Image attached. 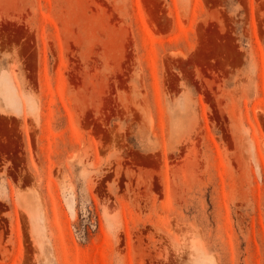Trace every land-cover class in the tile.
Wrapping results in <instances>:
<instances>
[{
    "label": "rangeland",
    "instance_id": "1",
    "mask_svg": "<svg viewBox=\"0 0 264 264\" xmlns=\"http://www.w3.org/2000/svg\"><path fill=\"white\" fill-rule=\"evenodd\" d=\"M0 124V264H264V0H0Z\"/></svg>",
    "mask_w": 264,
    "mask_h": 264
},
{
    "label": "bare ground",
    "instance_id": "2",
    "mask_svg": "<svg viewBox=\"0 0 264 264\" xmlns=\"http://www.w3.org/2000/svg\"><path fill=\"white\" fill-rule=\"evenodd\" d=\"M22 111V110H21ZM1 125V124H0ZM3 125H5V124H3ZM5 127H6V125H5ZM5 127L4 126H2L1 128H3V130H5ZM9 129V127H6V129ZM7 131V130H6ZM10 131V130H9Z\"/></svg>",
    "mask_w": 264,
    "mask_h": 264
}]
</instances>
